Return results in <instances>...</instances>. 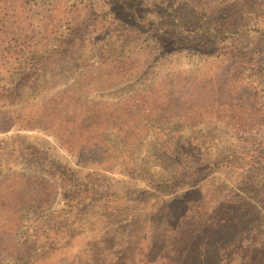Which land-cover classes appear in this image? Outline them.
Returning <instances> with one entry per match:
<instances>
[{"label":"rangeland","instance_id":"374dc122","mask_svg":"<svg viewBox=\"0 0 264 264\" xmlns=\"http://www.w3.org/2000/svg\"><path fill=\"white\" fill-rule=\"evenodd\" d=\"M158 1L0 0V264H264V0Z\"/></svg>","mask_w":264,"mask_h":264},{"label":"trees","instance_id":"16d2710c","mask_svg":"<svg viewBox=\"0 0 264 264\" xmlns=\"http://www.w3.org/2000/svg\"><path fill=\"white\" fill-rule=\"evenodd\" d=\"M134 2H138L141 0H133ZM202 0H182V17L181 15L175 13H169V9L173 5H169L168 2L171 4L173 0H168L164 2L166 4L164 8V14H160L159 18L163 21H166L165 23H174L178 22L177 25L182 26V31H186L188 34L187 36L182 35V41L185 43H192L195 42L198 44H204V46L212 45L215 43V39L217 34L222 33L221 28H227V27H233V25L236 24L237 16L236 13L233 14V10H239V16L238 19L240 21H243L242 16H251L250 13H245L246 10L250 7V4L248 2H234L230 3L227 0H217L219 3H211L207 5H201ZM146 2V1H144ZM154 2H159L158 0H154ZM216 2V1H213ZM160 3V2H159ZM187 3L185 6L184 4ZM158 4V3H157ZM163 3H161L162 5ZM138 7H143L142 4L138 5ZM131 8V7H130ZM232 13V14H231ZM140 14L139 12L135 13ZM131 15V16H134ZM130 16V15H128ZM261 16H264V11L262 10ZM262 17H255L253 19L254 23L253 25L258 26L260 30H264V24ZM252 20V17H250ZM256 20V21H255ZM263 26V27H262ZM187 28H191L192 31L187 30ZM227 30V29H225ZM228 31V30H227ZM235 34V33H230ZM197 37V38H196ZM198 39H201L198 40ZM205 40V41H204ZM53 171L52 176L57 175L58 178H60L61 181L65 180V174L63 172L58 171L59 168L55 169L56 166L53 165ZM71 214V212H65L63 211L62 214L55 216L52 218V220H59L62 217H65L67 215ZM42 240H45L48 242L47 237H42Z\"/></svg>","mask_w":264,"mask_h":264}]
</instances>
